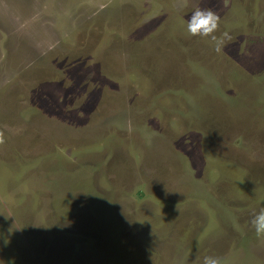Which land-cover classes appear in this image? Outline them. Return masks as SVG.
Listing matches in <instances>:
<instances>
[{
  "label": "rangeland",
  "instance_id": "1",
  "mask_svg": "<svg viewBox=\"0 0 264 264\" xmlns=\"http://www.w3.org/2000/svg\"><path fill=\"white\" fill-rule=\"evenodd\" d=\"M0 131V264H264V0H0Z\"/></svg>",
  "mask_w": 264,
  "mask_h": 264
},
{
  "label": "clouds",
  "instance_id": "2",
  "mask_svg": "<svg viewBox=\"0 0 264 264\" xmlns=\"http://www.w3.org/2000/svg\"><path fill=\"white\" fill-rule=\"evenodd\" d=\"M220 17L219 15L206 8H196L188 20L187 23V34L190 36L208 37L215 42L216 50L219 51L223 45L225 39H230L227 33L223 34L224 39H218L214 33L219 27ZM4 133L0 131V144H3ZM251 224L255 229V233L258 237L264 236V209L255 213ZM203 264H220L218 258L205 256L203 258Z\"/></svg>",
  "mask_w": 264,
  "mask_h": 264
}]
</instances>
